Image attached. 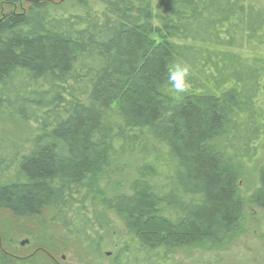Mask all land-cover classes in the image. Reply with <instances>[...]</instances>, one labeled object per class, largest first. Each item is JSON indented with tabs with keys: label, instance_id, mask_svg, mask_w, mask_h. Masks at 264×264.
<instances>
[{
	"label": "trees",
	"instance_id": "16d2710c",
	"mask_svg": "<svg viewBox=\"0 0 264 264\" xmlns=\"http://www.w3.org/2000/svg\"><path fill=\"white\" fill-rule=\"evenodd\" d=\"M75 1L87 10L0 0V120L36 125L24 142L0 138V212L49 211L97 253L112 224L99 210L112 212L125 238L109 264H174L221 245L248 204L264 210V165L248 201L238 165L264 137V12L245 0ZM175 64L188 68L182 94L167 82Z\"/></svg>",
	"mask_w": 264,
	"mask_h": 264
},
{
	"label": "rangeland",
	"instance_id": "374dc122",
	"mask_svg": "<svg viewBox=\"0 0 264 264\" xmlns=\"http://www.w3.org/2000/svg\"><path fill=\"white\" fill-rule=\"evenodd\" d=\"M52 11L61 15L80 14L87 9L75 0H53ZM264 12V0H245ZM90 10L103 11L102 0H90ZM264 106V92L261 96ZM36 134L34 123L16 119L0 120V138L18 142L29 140ZM223 149L221 143L218 145ZM241 173V191L246 201L259 188V172L264 165V137L259 144L258 156L252 162L238 163ZM13 175L9 176V179ZM8 178H1L2 181ZM157 181H152V183ZM158 184V183H157ZM162 185V183L160 184ZM100 219L112 222L105 227L101 252L87 248L66 236L52 220L49 211L33 220H14L9 214L0 212V257L11 264H109L125 238L119 219L112 212L101 209ZM56 247L57 251L52 248ZM174 264H264V210L249 205L240 230L221 245L210 248L195 247L179 252Z\"/></svg>",
	"mask_w": 264,
	"mask_h": 264
},
{
	"label": "clouds",
	"instance_id": "9594fccd",
	"mask_svg": "<svg viewBox=\"0 0 264 264\" xmlns=\"http://www.w3.org/2000/svg\"><path fill=\"white\" fill-rule=\"evenodd\" d=\"M188 68L181 65H173L167 72V82L177 94H182L187 87Z\"/></svg>",
	"mask_w": 264,
	"mask_h": 264
}]
</instances>
